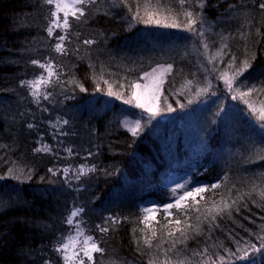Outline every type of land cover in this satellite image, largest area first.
<instances>
[{
  "label": "trees",
  "instance_id": "obj_1",
  "mask_svg": "<svg viewBox=\"0 0 264 264\" xmlns=\"http://www.w3.org/2000/svg\"><path fill=\"white\" fill-rule=\"evenodd\" d=\"M258 4L205 0L207 23L201 37L183 27L185 9H200L187 3L181 8L179 0H97L86 12V22L69 16L70 35H80L65 41L69 54L62 55L53 49L55 35L62 33L57 29L48 37L46 31L54 5L0 0V177H5L0 180V264H43L45 259L63 264L52 249L58 238L72 232L65 218L74 207L85 209L78 217L85 234L93 235L104 249L94 253L97 264H148L150 259L154 264H264V248L257 239L264 237V159L259 158L264 151L257 155L264 149L259 127L264 125V92L240 96L253 84L264 87V11ZM137 5L142 21L133 19ZM149 14L152 23L145 22ZM172 23L181 27L163 26ZM195 27H201L199 22ZM222 36L227 39L222 41ZM84 39L96 42L84 45ZM222 42L228 45L226 54L217 55ZM232 56L235 65L229 67ZM32 60H52L59 66L60 83L42 85V92L51 96L41 97L39 103L20 83L47 75ZM245 60L251 67L234 78ZM158 63L172 68L160 87L156 103L163 111L156 117L142 115L135 101L125 105L107 95L111 88L129 98L131 82L141 83L143 72ZM226 80H232L233 90ZM169 104L174 111H167ZM141 115V130L133 137L120 122ZM65 119L67 125L51 126ZM29 123L34 127L28 128ZM61 131L68 135L54 139ZM38 140L52 145L53 152L34 153ZM65 148H71L72 155ZM81 165L95 166L96 171L77 180ZM64 168L71 169L69 180ZM9 169L14 174L30 170L31 179H13ZM172 175H184L180 184L190 182L189 188H209L186 197L179 211L174 207L165 214L163 204L175 203L183 194L168 183ZM212 183L220 187L211 189ZM146 200L159 209L151 213L147 228L140 222ZM225 203L232 206L214 222L211 217L204 220L208 210ZM166 215L167 220L180 219L181 229L185 219L202 229L198 235L189 229L186 244H177L167 255L143 243L153 229L158 238L154 245L166 240L168 232L180 237L178 226L167 223ZM109 216L119 217L120 223L100 233L96 225ZM204 249V255H193Z\"/></svg>",
  "mask_w": 264,
  "mask_h": 264
},
{
  "label": "snow or ice",
  "instance_id": "obj_2",
  "mask_svg": "<svg viewBox=\"0 0 264 264\" xmlns=\"http://www.w3.org/2000/svg\"><path fill=\"white\" fill-rule=\"evenodd\" d=\"M123 2V0H122ZM44 3L48 5H54V10L50 12V20L48 27L46 29L48 37H53L56 33V30L59 29L62 34L55 35L56 43L53 45V49L56 53H60L62 55H68L69 49L65 46V41H69L71 43V35H75L77 39L79 38V33H73L70 35V29L71 24L69 21V16L73 17L77 23L80 22H86V12L89 11L90 7L95 5L97 3V0H44ZM188 4L191 8L198 7L200 9L199 12L189 11L185 9L184 15H185V23L183 25L184 30L196 33L203 37V25L207 23V17L203 15V10L205 8V0H179V4L181 5V8H184L185 4ZM125 6L127 4L125 3ZM232 8L233 6H229ZM258 7L260 10L264 11V0H259ZM129 11H132L131 7H129ZM62 18H61V15ZM134 20L142 21L144 18L141 16L139 11V5H137V9L135 12V15L133 16ZM147 23H152L151 15L149 14V18ZM201 25L200 28L195 27L197 23ZM156 24H160L159 20L155 21ZM164 27H171V28H177L181 27V25H178L177 23L172 24H164ZM260 30L257 28V35H260ZM227 37H221V40H226ZM96 41L93 39H84L83 44L84 45H92ZM204 47L207 48L208 44L205 43ZM228 45L226 43L221 44V49L217 53V55L226 54L223 52L225 48H227ZM74 51H78V49H75ZM236 57L232 56L231 61L229 62V67H233L235 65ZM31 63L33 65H38L39 68L43 69L46 72L45 75H40L39 78L33 79V80H22L21 86L27 87L30 91L29 94L32 96L33 100L37 103H39L41 97L44 100H48L51 96L50 92L44 91L42 92L41 88L42 85H50L53 83V81L56 84L60 83V73L56 71V67L53 65L52 60H47L44 63H41L39 60H32ZM89 67L95 68L94 65L90 64ZM251 64L245 60L243 62V67L238 68L235 71V77L239 78L243 74V72L250 68ZM172 68L171 64H168L167 69H163V66H160L159 68H153L151 72L144 71L143 75L140 77L141 80L146 78H151L154 76V74L157 71H170ZM95 79V75L93 76ZM102 79V77H101ZM105 83H108V81H104ZM73 83L76 84L77 87L80 88V91L86 92L87 89L83 87V85L79 84L76 81H73ZM163 83L162 80L160 81H151L150 84H141L140 82L133 81L130 84V88L134 89L131 92V95L129 98L124 99L123 93L117 94L114 93L111 88H109L107 95L108 96H115L117 100H122L123 104L125 105H133L134 107L138 109H142L143 112L148 114L149 120L156 117L160 114L163 109H160L157 105V101L159 100L160 96V84ZM226 83L229 87V90L232 89V80H226ZM188 84H191V81H188ZM261 84H264V81H261ZM123 87V86H122ZM99 90V89H98ZM201 91L206 92L207 89H202ZM252 92H264V87L257 88L255 84L249 86V93H241L240 96L243 97L247 94H250ZM235 98V97H234ZM249 108L252 109V111H255V108L253 105L249 104ZM183 107V105H181ZM46 110V109H45ZM167 111H174L172 106L169 104L167 105ZM261 118L264 119V109L261 110ZM143 119V116L141 115L140 118L135 119L134 121H129L127 119H124L120 123L123 127L127 128L128 132L132 134L133 137L137 136L139 134V131L141 130V120ZM67 125L69 123L68 120H62L57 121L56 124H52L51 126L53 128H59L60 124ZM28 128H33L34 125L29 123ZM262 132H264V125H259ZM56 135H68L66 132H59L53 135V138H56ZM37 144H39V147H34L33 152L34 153H52L53 152V146L48 143H42L41 140L37 141ZM3 147V146H0ZM65 152H67L69 155H72V149L71 148H65ZM260 151H264V149H260L257 152V155H259ZM91 155V153H89ZM260 159H264V155H259ZM50 172L54 171L53 169H49ZM71 171L69 168L62 169V172L65 174V179L69 180L68 173ZM96 171L95 166H92L91 168L85 169L84 165H81L80 168L77 170V174L75 176V179L79 180L82 175L87 174L88 172H94ZM9 176L16 180H25V179H31V171H27L26 173H20V174H14V169H9ZM5 177H0V180L4 179ZM227 179V178H225ZM190 182H186L185 184H178L177 188L183 190V194L179 195L175 198V203H164L163 204V211L165 214H169V210L172 208H177L178 211L180 210V204L181 201H184L186 197L193 196L194 193H202L205 190H208L209 186L204 185L202 187H196L193 185L191 188H189L188 184ZM211 189H217L220 187L218 183H212ZM173 193L176 192V189L172 190ZM261 198H264V192L260 193ZM236 201L233 202L235 204ZM232 205H229L227 203L224 204L223 208L220 207H214L211 210H208L207 215L204 216V220H208L209 217H211V222H214L217 215H220L222 212L226 211L229 207ZM156 210L158 211V208L147 207L144 206L140 209V211L144 214L142 218L140 219L141 223H144L146 228L150 222L151 213ZM239 211V208L236 209ZM85 209L83 207H74L70 214L65 218V223L72 229V232L68 233L66 237L62 236L57 239L56 243L53 246V252H55L60 259H62L63 264H97V262L94 260V253H103L104 249L99 246V241L91 235V234H85V229L82 227L83 220L78 219V217H81L84 213ZM197 212H199V209H196ZM212 212H215L216 215H212ZM126 219V218H125ZM165 219L167 220V215L165 216ZM196 220L200 221L201 216L197 215ZM120 223V218L115 216H109L104 219L103 225H96L97 230L100 233H107L109 231V227L111 225H116ZM167 223L172 224L174 223L178 227L175 229V231H178L180 233V237L176 238L175 232H168L167 233V239H162L160 241V244L154 245L153 240L158 239L157 238V232L153 229L151 230V236L145 235L143 237V243L147 248L152 249L153 247L158 248V250L165 253V255L168 254V252L174 250L176 248L177 244H186V241L190 239L191 237L188 234V230L191 229L192 232L196 233L197 235L200 234L202 229L200 228L199 224L196 225H189L187 219L184 221V229H181L179 225H181V220L176 219L175 221L167 220ZM135 231V230H134ZM141 232H145V229H140ZM74 232V235L72 234ZM257 239L261 241V248H264V237L257 236ZM167 242L170 245V248L164 249L162 247L163 243ZM139 244V241H137ZM239 243V242H238ZM249 247H251L253 250H259L256 249V246L254 244H251V242H246ZM139 250V249H138ZM208 250L204 249V252L200 253H193L194 256L196 255H204ZM231 256H235V253H231ZM223 262V257L220 258ZM43 264H54V262L50 259H45L43 261ZM148 264H154L153 260H149ZM167 264V262H166Z\"/></svg>",
  "mask_w": 264,
  "mask_h": 264
},
{
  "label": "rangeland",
  "instance_id": "obj_3",
  "mask_svg": "<svg viewBox=\"0 0 264 264\" xmlns=\"http://www.w3.org/2000/svg\"><path fill=\"white\" fill-rule=\"evenodd\" d=\"M164 57V55L162 56ZM160 66H163V69H167V64L166 63H158L156 65H154L153 67H151L148 72H151L153 68H159ZM169 71H157L153 77H151L150 79L149 78H146V79H143L141 81V84H150L151 81H160L162 80L164 82L165 78H166V74L168 73ZM162 83L160 84V87H161ZM140 112H142V115H147V113L143 112L142 109H139ZM184 175H172L169 177V180H168V183L171 184V185H178L180 184V182L184 179ZM155 204V202H151L150 200H146L142 205L143 206H147V207H152L153 205Z\"/></svg>",
  "mask_w": 264,
  "mask_h": 264
}]
</instances>
